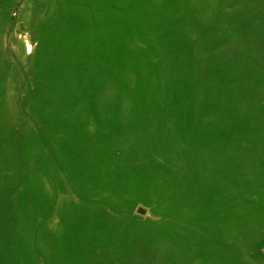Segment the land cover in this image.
Returning a JSON list of instances; mask_svg holds the SVG:
<instances>
[{
    "label": "rangeland",
    "instance_id": "374dc122",
    "mask_svg": "<svg viewBox=\"0 0 264 264\" xmlns=\"http://www.w3.org/2000/svg\"><path fill=\"white\" fill-rule=\"evenodd\" d=\"M0 264H264V0H0Z\"/></svg>",
    "mask_w": 264,
    "mask_h": 264
}]
</instances>
